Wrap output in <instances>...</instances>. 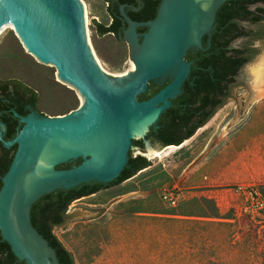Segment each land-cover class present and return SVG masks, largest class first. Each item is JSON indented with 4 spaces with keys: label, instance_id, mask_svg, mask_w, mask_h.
<instances>
[{
    "label": "water",
    "instance_id": "obj_1",
    "mask_svg": "<svg viewBox=\"0 0 264 264\" xmlns=\"http://www.w3.org/2000/svg\"><path fill=\"white\" fill-rule=\"evenodd\" d=\"M227 1L162 0L156 18L145 22L134 21L121 6L127 26L118 37L128 43L134 69L113 76L99 67L90 47L81 0H0V34L12 26L32 61L54 66L58 80L83 99L63 115L15 113L23 127L13 140L5 139L7 125L0 122L3 147L17 146L2 178L0 232L20 261L60 264L32 224L37 201L57 190L111 183L125 170L130 152L148 158L157 151L147 138L150 129L183 94L192 66L185 57L206 50L204 37H212L218 11ZM141 28L147 30L139 32ZM151 83L163 88L140 100ZM134 140H143L144 149ZM79 159V165L59 169Z\"/></svg>",
    "mask_w": 264,
    "mask_h": 264
},
{
    "label": "rangeland",
    "instance_id": "obj_2",
    "mask_svg": "<svg viewBox=\"0 0 264 264\" xmlns=\"http://www.w3.org/2000/svg\"><path fill=\"white\" fill-rule=\"evenodd\" d=\"M81 1L88 9L87 31L96 60L110 74L127 73L133 63L128 43L100 35L95 26L111 24L108 3ZM258 46L260 52L246 66L245 84L185 145L160 158L148 156L152 165L137 176L73 202L69 219L54 234L76 264H198L203 256L217 264H264L263 243L232 248L215 228L217 240L211 242L210 228L196 223L207 222L214 207L221 215L231 209L241 215L258 205L250 202L253 188L264 184V43ZM257 68H262L263 80L255 78ZM0 79L34 89L38 110L50 116L83 103L78 90L58 80L54 66L32 61L10 28L0 37ZM249 250L251 258L240 260Z\"/></svg>",
    "mask_w": 264,
    "mask_h": 264
},
{
    "label": "trees",
    "instance_id": "obj_3",
    "mask_svg": "<svg viewBox=\"0 0 264 264\" xmlns=\"http://www.w3.org/2000/svg\"><path fill=\"white\" fill-rule=\"evenodd\" d=\"M127 1L143 6L140 12H130L127 8L125 11L134 21L145 22L156 18L162 0H141L140 2L120 0V3ZM257 1L228 0L218 11L212 37L206 36L204 38L206 50L200 51L198 54L189 52L187 58H200V60L193 65L192 73L183 86V94L172 101V106L161 115L157 124L151 127L147 138L155 147L181 146L195 136L197 131L207 125L216 115L219 109V107L214 106L217 94L226 89L227 97L230 98L237 86L244 85V83H238V78L257 53L254 52L251 56H247L244 54V50L232 49L230 45L234 41L248 36L249 33L241 26V23L256 21L251 8ZM120 3H116V7L113 8L109 2L111 6L109 13L112 19L110 25L95 22L100 35L114 33L118 37L119 34L123 33L127 24L120 13V7L125 5H120ZM146 30V28H141L139 32ZM208 41L209 45L207 44ZM225 45L228 48H224ZM190 81H194L195 84L191 85ZM10 86H13V91L10 90ZM162 88V86L151 83L148 92L140 96L139 99H150ZM38 100L37 92L23 82L0 79V122L7 125L5 136L7 141L13 140L18 134L19 119L15 116V112L20 115L28 114L25 109L27 104L32 105L34 110H38ZM133 143L140 149H144L143 140H134ZM16 149L17 146L6 149L0 141V189L3 185L2 178L11 166ZM80 162H82L81 159L75 163L80 164ZM151 165V161L147 157L134 156L132 151L125 170L113 182L108 184L91 182L69 191L57 190L42 197L32 206V224L56 251L60 264H76L73 254L64 247L54 234V229L63 226L69 219L68 211L73 202L126 182ZM72 166L73 164L69 163L63 164L59 166V169H69ZM254 200L257 201L258 205L256 207L250 205L249 209H246L241 215L235 209L221 215L219 210L214 207V211L209 214L207 222L196 223H204L210 228L211 236L208 239L211 242L217 240L214 233L215 228L223 232L226 246L232 248H243V246H250L259 242L264 244V232L260 231L264 222L259 216H256L259 213L264 217V184L253 188L250 202H254ZM251 256L252 252L249 250L248 254L239 258L245 260L250 259ZM203 257L198 261V264L213 263L211 258L205 259ZM217 263L214 262L213 264ZM0 264H26L16 257L10 244L3 240L1 232Z\"/></svg>",
    "mask_w": 264,
    "mask_h": 264
},
{
    "label": "flooded vegetation",
    "instance_id": "obj_4",
    "mask_svg": "<svg viewBox=\"0 0 264 264\" xmlns=\"http://www.w3.org/2000/svg\"><path fill=\"white\" fill-rule=\"evenodd\" d=\"M108 3V11H109V8H111V6L113 8L116 7V3H120V0H104ZM136 2H140L141 0H135ZM109 2L111 3V6L109 4ZM125 5V8H127L130 12H140L142 9H143V6H139V4L137 3H134V2H130V1H127V2H123V3H120V5ZM251 10L254 12V17L256 19L255 22L251 23V22H245V23H241V26L244 27V29L249 33L247 37L245 38H241V39H238L236 41H234L231 45H230V48L234 49V48H237V49H240V50H244V54H246L247 56H251L254 52L257 53L254 58L258 55V53L260 52V48H259V44L261 43H264V0H258L255 5L252 6ZM110 14V13H109ZM126 28V27H125ZM206 37V36H205ZM204 37V38H205ZM238 42H241L239 44V46H236L235 44L238 43ZM209 45V41L207 43ZM258 44V45H257ZM207 45V46H208ZM212 46V45H211ZM224 48H228L226 45L223 46ZM211 48V47H210ZM209 48V49H210ZM208 49V50H209ZM207 50V51H208ZM202 51V50H200ZM200 51H197V52H194L193 54H198ZM190 52V51H189ZM189 52L187 53L186 57H185V60L189 63L192 64L191 66V72H190V75L192 73V68H193V65H195V63L197 61L200 60V58H187ZM253 61V60H252ZM251 61V62H252ZM250 62V63H251ZM249 64V63H248ZM247 64V65H248ZM189 75V76H190ZM245 80H246V67L244 69V72L240 75V77L238 78V83H244L245 84ZM186 82V81H185ZM191 82V85H194L195 82L194 81H190ZM185 84V83H184ZM183 84V86H184ZM150 86V85H149ZM243 85H239L237 86L236 88H239ZM235 88V89H236ZM10 90L13 91L14 88L13 86H10ZM34 90V89H33ZM35 91V90H34ZM182 91H183V87H182ZM233 94V93H232ZM232 96V95H231ZM231 98V97H230ZM227 97V93H226V89H223L222 92H220L219 94L216 95V103L214 104V106L216 107H219L218 111L220 109H222L226 104H227V101L230 99ZM24 100V98H23ZM223 103V105H222ZM25 109L27 110L28 114L32 111H34L32 105L30 104H27L25 105ZM16 113V112H15ZM28 114H19L20 116H27ZM16 116V115H15ZM17 117V116H16ZM18 118V117H17ZM19 119V125L17 126L19 129H21L23 127V124L20 123V118ZM212 120V119H211ZM210 120V121H211ZM80 160V159H79ZM78 160L76 161H73V166L74 165H79L78 163H75L77 162ZM81 163V162H80Z\"/></svg>",
    "mask_w": 264,
    "mask_h": 264
},
{
    "label": "bare ground",
    "instance_id": "obj_5",
    "mask_svg": "<svg viewBox=\"0 0 264 264\" xmlns=\"http://www.w3.org/2000/svg\"><path fill=\"white\" fill-rule=\"evenodd\" d=\"M83 7H84V16H85V21H86V26L88 25V9H87V6L85 5V4H83ZM88 27V26H87ZM7 28H10V29H14L12 26H9V25H7L2 31H1V34H0V37L2 36V34L3 33H5V30L7 29ZM92 51H93V49H92ZM93 54L95 55V53H94V51H93ZM95 58L97 59V57L95 56ZM98 62V64H99V67L104 71V72H106L107 74H110L109 72H107L104 68H103V66L101 65L102 63H100L99 61H97ZM264 65V64H263ZM257 67V66H256ZM134 69V65H133V63L131 64V68L129 69V71L127 72V73H125V74H128V73H131L132 72V70ZM262 68H257V69H255L254 71H253V74H254V76H255V78L256 79H258V80H263L262 79V70H261ZM111 75H113V74H111ZM123 75V74H122ZM113 76H117V75H113ZM258 80L257 81H255V84L256 85H259L258 84ZM263 94H264V88H263ZM147 130V129H146ZM146 130H144L143 131V133L144 132H146ZM143 133H142V135H143ZM184 145H185V143H184ZM171 148H175V146H169L165 151H163V152H160V151H154V152H151L150 154H149V156H154L155 158L156 157H162L163 155H164V153L167 151V150H170Z\"/></svg>",
    "mask_w": 264,
    "mask_h": 264
}]
</instances>
